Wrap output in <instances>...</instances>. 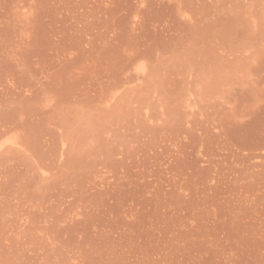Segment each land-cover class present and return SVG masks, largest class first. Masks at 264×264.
<instances>
[{"label": "rangeland", "instance_id": "374dc122", "mask_svg": "<svg viewBox=\"0 0 264 264\" xmlns=\"http://www.w3.org/2000/svg\"><path fill=\"white\" fill-rule=\"evenodd\" d=\"M0 264H264V0H0Z\"/></svg>", "mask_w": 264, "mask_h": 264}]
</instances>
